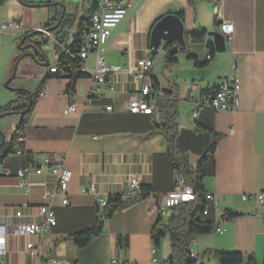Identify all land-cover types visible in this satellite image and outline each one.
<instances>
[{
	"label": "crops",
	"instance_id": "0c3cea01",
	"mask_svg": "<svg viewBox=\"0 0 264 264\" xmlns=\"http://www.w3.org/2000/svg\"><path fill=\"white\" fill-rule=\"evenodd\" d=\"M82 2H0V22L21 24L19 31L0 34V108L17 99L6 86L11 76L13 87L33 93L49 75V67L58 65L80 30L83 13L78 12V6ZM49 3L54 6H38ZM217 3L222 4V19L214 14ZM176 13H182L185 31H215L221 20L234 24L225 53L215 48L208 58L207 34L204 41L187 43L173 64H166L164 53L151 72L152 80L155 75L160 83L155 93L177 100L176 146L189 154L193 168L216 140L215 150L202 162V185L205 193L217 199L212 212L216 226L226 232L196 236L190 251L198 257L196 264H216L208 257L213 256L211 251L241 252L254 256L256 264H264V202L243 199V195L264 193V0H132L125 20L113 30L103 51L107 64L134 70L139 60H154L157 52L150 46L151 31L165 15ZM51 21V34L57 41L49 39L48 64L26 56L15 65L22 55L18 46L26 31ZM63 39L69 42L67 46ZM57 48H62L61 54ZM94 63L95 54H91L85 61L88 76L77 79L73 89L67 77L48 80L23 128L24 140L16 141L13 151L0 163V226L7 230V253L0 256V264H43L52 259L69 264H111L112 259L166 264L155 255L151 235L164 208L162 198L176 189L179 172L170 165L167 139L158 126L163 115L157 109L152 115L130 113L128 100L143 82L136 83L123 72L116 75L115 89L111 90L93 82L89 73ZM234 75L241 86L238 111L206 109L198 119L193 118L191 93L211 91L222 79ZM93 88L97 95L89 102ZM162 88L173 92L167 94ZM71 104L76 105L75 112L67 110ZM107 106L113 110L107 111ZM20 120L19 114L2 117L0 129L4 133L10 130L12 137ZM18 149L24 153L17 154ZM43 157L60 159L73 172L68 189L70 205L63 206L59 197L48 195L59 190L58 179L48 166L42 167L41 174L30 172L28 195L18 178L4 175L7 169L37 168ZM130 176H139L142 186L151 190L141 188L138 197L143 198L104 219L102 232L88 246L78 247L70 235L97 225L104 212L98 198L125 193ZM92 184L98 196L83 193ZM43 204L52 206L57 225L40 235L21 233L22 225L39 219ZM225 212L241 215L228 218ZM29 243L34 244L37 254L30 253Z\"/></svg>",
	"mask_w": 264,
	"mask_h": 264
},
{
	"label": "built area",
	"instance_id": "2783aa9c",
	"mask_svg": "<svg viewBox=\"0 0 264 264\" xmlns=\"http://www.w3.org/2000/svg\"><path fill=\"white\" fill-rule=\"evenodd\" d=\"M132 5V0H124L121 3H109L108 0H99L97 7L92 12L91 24L82 29L79 34V44L77 57L81 61L80 70L86 72L85 61L91 54H95L94 68L90 71L89 75L93 82L96 84H104L109 89H115V77L119 73L130 74L134 81L143 82L142 86L136 90L129 98L127 103V110L130 113H145L152 115L156 110V104L154 102V96L156 95L154 82L151 78V69L153 68L154 60L152 57L143 58L138 61L137 67L134 70L124 69L120 65H108L103 51L109 44V40L112 36L113 30L117 28L126 18L128 8ZM214 14L216 17L222 19V4H215ZM21 30V24L17 21L0 22V34L9 31ZM217 30L223 33L227 40H231L234 34V24L229 21L221 20L217 26ZM28 31V30H27ZM26 31V32H27ZM35 31L45 34L47 37L57 41L49 30L44 27H39ZM210 58V55L208 56ZM71 68L65 67V70H56V64L49 67L50 73L58 74L60 77H68ZM240 83L238 78L234 75L229 78L221 80V88H216L213 93H199L193 91L190 96V101L194 107L192 111V117L198 119L202 112L206 109H210L215 112L227 111L236 112L239 109L240 104ZM94 95H97L96 90L93 88L89 93L88 101L91 102ZM107 111H112V106L105 107ZM69 112L76 111V105L71 104L68 109ZM24 140L21 136L18 141ZM17 154H23L24 151L18 149L15 151ZM34 159H32V162ZM37 168L29 166L25 169L12 172L7 169L4 171L6 177H16L19 179L20 186L24 189L25 194H29L31 191V184L28 180V176L32 170L37 174L43 172L42 167L48 166L52 174L58 179V191L49 192L48 195L51 198L59 197L63 206L70 205L69 198V184L73 178V172L66 167L65 163L60 159L51 160L47 157H43L38 163ZM127 191L122 193L123 199H133L138 196V192L141 189L142 180L139 176H130L127 179ZM83 193L93 196H98V190L94 184L90 185L87 189L83 190ZM206 199L212 201L215 205L217 199L210 193H205ZM197 193L195 189L188 183L186 178L178 176L176 189L163 197L162 205L166 207H172L174 205L184 204L196 200ZM257 198L260 202H264V193H255L249 195H243L244 200H251ZM99 204L102 207L107 205L106 198H98ZM210 208L207 207L204 214H208ZM57 225V218L55 211L50 204H43L39 208V219L30 223L24 224L20 227V232L29 235H40L49 227ZM215 233L223 234L226 229L219 226L214 229ZM6 234L7 230L4 226H0V256H5L7 253L6 248ZM28 249L31 254H37V250L34 249V244L29 243ZM191 257L197 259V255L191 252ZM43 264H69L63 260H47ZM111 264H133L129 262L119 261L112 259Z\"/></svg>",
	"mask_w": 264,
	"mask_h": 264
},
{
	"label": "trees",
	"instance_id": "16d2710c",
	"mask_svg": "<svg viewBox=\"0 0 264 264\" xmlns=\"http://www.w3.org/2000/svg\"><path fill=\"white\" fill-rule=\"evenodd\" d=\"M99 0H84L78 6V12L83 13L80 30L76 37V40L67 48V52L61 54L59 58L58 65L65 68L70 67L71 71L67 78L71 80L70 89L74 88V83L77 79L81 77H86L88 74L80 70L81 61L77 57L78 44H79V34L82 29L88 27L91 24L92 12L98 5ZM37 6V5H34ZM38 6H54V4H43ZM180 18L183 17L182 13H176ZM54 21L47 24L44 28L49 31L53 30ZM57 30V29H56ZM37 33H41L35 30H28L24 36H31ZM208 31L204 29H196L192 31L185 32V38L187 43L204 41ZM28 41V40H27ZM44 41V40H42ZM47 43V41H44ZM26 42L23 45H25ZM210 48V58L215 53V46L213 43L208 44ZM186 50V47L177 46L176 50H173L170 46L165 47L166 64H173L177 62V54ZM24 57L26 54H22L15 61V65ZM46 59L37 57V62L42 63ZM60 77L58 74L50 73L47 75L40 83L39 87L35 92H30L23 88H15L11 85L12 76L6 83L7 88L17 95V99L0 108V118L19 114L21 115V120L19 125L10 140V146H6V141L0 147V154L3 156L0 159V163L3 159L13 151L15 142L18 138L23 136L22 131L27 123L29 117L31 116L34 106L42 94L48 80L50 78ZM216 89V88H215ZM215 89L211 91H205L203 93H213ZM154 102L156 104V109L159 113L163 115V123L158 124L162 128V132L167 139V158L173 169L177 170L181 175L186 178L188 183L195 189L197 193V198L194 201L179 204L173 207L166 208L170 212L164 213L162 208L158 216V220L152 231V241L154 245L155 255L159 256V248L162 239L168 234L170 236V243L172 248V253L165 260L166 264H196L197 259L191 257L190 246L194 238L198 235L208 234L213 232L217 225L214 213L209 211L208 214H204L205 209L209 205V201L206 199V194L203 189L202 181L203 174L201 171L202 162L207 158L208 153H212L216 147V140L213 142L209 150L204 154L200 164L193 168L190 164V156L187 152L180 151L176 146V138L178 135V107L177 100L171 99L166 96H161L156 94L154 96ZM155 112V111H154ZM3 135L0 129V145L3 142ZM146 190H151V187H144ZM143 197H135L133 199H123L121 194L110 195L108 197L107 205L104 207V212L102 215V220L93 227H88L83 231L75 232L70 235V238L75 242V244L80 247L88 246L93 239L99 235L103 230V220L110 218L115 212L122 210L131 206L138 199ZM238 213L225 212L224 216L228 218H235L240 216ZM213 256L216 258L219 264H256V259L254 256L247 257L241 252H229V251H211Z\"/></svg>",
	"mask_w": 264,
	"mask_h": 264
},
{
	"label": "water",
	"instance_id": "95a60500",
	"mask_svg": "<svg viewBox=\"0 0 264 264\" xmlns=\"http://www.w3.org/2000/svg\"><path fill=\"white\" fill-rule=\"evenodd\" d=\"M3 0H0L2 2ZM116 2H122L124 0H114ZM185 28L184 23L182 19L176 15V14H168L165 15L162 19H160L153 27L150 35V46L151 48L157 52V55L154 58L153 68L151 69V72L153 71L154 67L157 66L160 59L162 58L163 54L165 53V47L170 46L173 48V50L177 49V46L186 47L187 41L185 38ZM208 43H213L216 51L219 53H225L227 51V41L226 37L223 33L220 31H210L208 32ZM32 36V35H31ZM31 36H23L18 48L19 49H25L29 48L30 52L26 53V56L32 57L35 61H37V57H40L42 59H46V52L43 50V47L47 44L44 41L40 42H28L29 38ZM50 39V38H49ZM25 45L22 46V44ZM46 48V47H44ZM48 64V60H46L45 65ZM154 87L160 88V83L157 78V76L152 75ZM163 92L167 94H172V90L168 88H162ZM6 141V138L3 139L2 144ZM3 155L0 154V159ZM180 176L181 173H179ZM166 210V208L163 209V211Z\"/></svg>",
	"mask_w": 264,
	"mask_h": 264
},
{
	"label": "rangeland",
	"instance_id": "374dc122",
	"mask_svg": "<svg viewBox=\"0 0 264 264\" xmlns=\"http://www.w3.org/2000/svg\"><path fill=\"white\" fill-rule=\"evenodd\" d=\"M42 40L47 41V44L44 46L46 48L43 47V50H45L46 53H49L48 49H50V46L52 45V43H50L49 38L45 34H43V33L34 34V35H32L29 38L28 42H30V41L31 42H40ZM64 41H65L64 45L67 46L69 44V42L66 41V40H64ZM52 50H53V53L56 52V50L54 48H52ZM62 51H63L62 48H57V54H61ZM19 52L22 53V54H26V53L30 52V49L29 48L19 49ZM1 132H2L3 137L6 138V146L9 147L10 146L9 142H10V140L12 138V137H10V135H11L10 132L11 131L8 130V131H6L4 133L3 130H1ZM5 135H6V137H5ZM212 233L213 232L208 233V234H212ZM213 234L220 235V234H217V233H213ZM166 253H169V255H171V253H172V248H171V243H170V236L168 234L162 239V242H161V245H160V248H159V256H160L162 261H165L167 259V257L169 256V255L167 256ZM210 255L211 254H208V257H210V258L212 257L211 258L212 259V263L219 264L218 261L216 262V261L213 260L215 257L214 256H210Z\"/></svg>",
	"mask_w": 264,
	"mask_h": 264
},
{
	"label": "bare ground",
	"instance_id": "6f19581e",
	"mask_svg": "<svg viewBox=\"0 0 264 264\" xmlns=\"http://www.w3.org/2000/svg\"><path fill=\"white\" fill-rule=\"evenodd\" d=\"M108 2L109 3H121V2H116V1H114V0H108ZM123 2V1H122ZM218 31V30H217ZM51 32V31H50ZM49 38V37H48ZM227 40V39H226ZM56 70H65V68H63V67H61V66H59V65H56ZM217 88H221V81H220V83H219V85L217 86ZM142 186V185H141ZM253 199V198H252ZM162 200H163V198H162ZM218 202V201H217ZM209 204L210 205H208V207L210 208V211H211V209L214 207V203L212 202V201H209ZM164 206V205H163ZM174 206H176V205H174ZM173 207V206H172ZM164 208H169V207H166V206H164ZM163 208V209H164ZM162 209V210H163ZM216 227H219V226H216ZM215 227V228H216ZM222 227V226H221ZM214 228V229H215ZM224 228V227H223ZM213 231H215V230H213ZM226 232V231H225ZM224 232V233H225Z\"/></svg>",
	"mask_w": 264,
	"mask_h": 264
}]
</instances>
